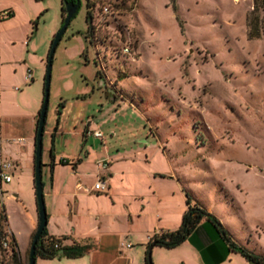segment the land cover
I'll list each match as a JSON object with an SVG mask.
<instances>
[{
	"label": "rangeland",
	"instance_id": "374dc122",
	"mask_svg": "<svg viewBox=\"0 0 264 264\" xmlns=\"http://www.w3.org/2000/svg\"><path fill=\"white\" fill-rule=\"evenodd\" d=\"M80 1L53 58L43 185L51 182L54 142L48 131L55 130L58 119L65 131H75L87 118L110 119L117 109L116 119L101 128L103 138L67 135L65 146L57 140L58 160L85 157V149L92 150L88 160H105L102 149L112 144L120 145L114 152L145 145L148 159L138 154L130 173L143 175L140 160H155L164 169L173 165L192 204L217 216L240 244L264 252V36L248 35L253 0H93L91 17L86 0ZM1 2L15 12L0 20L6 21L1 42L5 59L27 55L28 49L35 54L28 92L41 107L48 53L66 10L62 17V0ZM103 6L112 11L97 13ZM7 70L12 88L22 70L18 67L16 76L13 67L7 65ZM7 94L13 100V93ZM4 102V112L10 113L9 101ZM92 166L90 161L84 171L92 172ZM69 172L57 170L67 180ZM85 178L89 185L94 181ZM12 179L2 183L0 213L4 204L5 228L19 231L24 243L34 185L31 169L22 162ZM158 248L156 254L151 251L153 264L155 259L156 264H205L196 247L197 259L182 245ZM10 255V249L1 250L0 264H11ZM232 256L226 264H250L238 252ZM21 262L29 264L28 256Z\"/></svg>",
	"mask_w": 264,
	"mask_h": 264
},
{
	"label": "crops",
	"instance_id": "0c3cea01",
	"mask_svg": "<svg viewBox=\"0 0 264 264\" xmlns=\"http://www.w3.org/2000/svg\"><path fill=\"white\" fill-rule=\"evenodd\" d=\"M4 9L11 12V15L6 17H14V10L0 0V10ZM5 23L6 21L3 24L0 22V162L5 159L13 162L14 165L9 170L11 174L15 173L17 167L22 166L24 162V165H28L31 169L34 180L35 135L41 107L40 100L29 95L28 86H30V80H34V76L32 73V77L27 78V73L32 72L31 66L34 64L35 54L28 49L27 55L22 53L16 59L6 61L1 48L4 38L2 26ZM23 42L24 44L28 42L26 37ZM7 65L10 69L13 67L15 76L18 67L22 70L19 78L14 77L13 82L17 84L12 88L7 83ZM4 80H6L5 83ZM8 91L13 93L11 101L8 100ZM4 101H9L8 105L12 109L10 113L4 112L6 111L3 109ZM131 107L134 108V105ZM60 112L62 113L61 110ZM115 112L117 113V109ZM115 112L110 119L87 118L86 123L83 122L84 127L76 125L75 131H65L61 128L59 118L55 130L48 131L53 135L54 143L51 149L53 153L51 182L48 187L44 185L48 215L47 229L50 235L64 238L62 243L64 246L76 243L85 246L86 250L79 257L37 256L36 264H146L148 258L146 246L149 239L155 233L174 230L180 226L183 214L188 207L187 196H185L187 190L173 165L164 169L159 167L161 165H157L155 160H140L145 164L143 175L137 177L130 173V166L138 161L135 160L138 154L141 153L140 155L148 159L146 153L148 149L145 145L129 149L117 147L116 152L111 149L120 146L119 144L103 148L102 152L106 156L103 159L109 164L104 169L98 165L101 160H88L92 155L91 149H85V157L58 160L55 154L57 140L60 141V146H65L67 135L78 138L82 136L86 139L92 134L91 129H101L116 119L118 114L115 116ZM125 113L121 112L123 116ZM111 134L114 135L115 131L112 130ZM103 136L97 138L101 139ZM25 157L27 159L24 160ZM90 161L93 163L92 172H85L84 167ZM95 161H98L97 164ZM59 168L70 171L68 180L57 174ZM100 175L109 178V189L107 191L91 190V186ZM89 176L94 178L90 185L85 178ZM12 180L11 178L8 182ZM3 182L5 181H2L0 177V194H2ZM161 183H166L165 185L170 188L163 189ZM32 188L26 209L29 225L24 243L20 242L19 231L9 229L10 234L15 237L23 261L28 256L31 238L38 224L35 184ZM16 196L19 197V195ZM3 207H5L4 204ZM181 245L185 246L186 250L192 251L191 254L197 259L198 254L193 248L196 247L205 264H226L231 262L232 255L235 253L221 240L212 225L205 219H202L199 226L178 246ZM158 247L160 246H154V251L152 248L154 254L158 253L159 250H155L159 249ZM237 261L240 264H247V261Z\"/></svg>",
	"mask_w": 264,
	"mask_h": 264
},
{
	"label": "trees",
	"instance_id": "16d2710c",
	"mask_svg": "<svg viewBox=\"0 0 264 264\" xmlns=\"http://www.w3.org/2000/svg\"><path fill=\"white\" fill-rule=\"evenodd\" d=\"M77 3L78 8L72 19L78 13L81 7L80 0H73ZM87 2V17H91L90 7L94 5L93 0H86ZM65 5L62 0V17L63 12L65 11ZM11 13L8 15L10 16ZM63 19V18H62ZM71 19V20H72ZM63 24V20L61 25ZM247 28L248 35L250 38H261L264 36V0H253L252 9L247 15ZM101 72L98 70L97 74ZM116 100V99H113ZM39 118V116H38ZM51 156L53 157V153L51 152ZM187 195V210L184 212L182 221L180 226L174 230H163L159 233H155L147 243V257L149 256L150 251L154 246H161L166 248H174L180 245L188 235L199 226V223L202 219L208 221L218 236L224 240V242L228 245L229 249L234 252L240 253L247 260L254 259L259 262V264H264V254H257L247 247L240 244L237 240H235L231 234L228 232L227 228L221 223L220 219L215 216L213 213H210L206 208L199 207L198 204L191 203V197L188 191H186ZM6 210L3 207V210L0 215V251H7V248H4L2 245V241L4 237H11V255L10 262L11 264H21L22 259L18 249V244L15 240V237L10 234L8 229L4 226V221L6 220ZM34 234L31 238V244L33 241ZM64 238L56 237L54 235H50L47 229V226L43 230L40 235L37 243H36V253L35 258L37 256L52 258L55 256H67V257H79L82 256L86 250V247L80 244H73L70 246H64L63 243ZM28 251V259H29ZM146 264H153L152 260L149 262V258H147Z\"/></svg>",
	"mask_w": 264,
	"mask_h": 264
},
{
	"label": "water",
	"instance_id": "95a60500",
	"mask_svg": "<svg viewBox=\"0 0 264 264\" xmlns=\"http://www.w3.org/2000/svg\"><path fill=\"white\" fill-rule=\"evenodd\" d=\"M65 9H66V16L63 19V24L61 25L60 29L55 34L50 50L47 57V64H46V72L44 78V95H43V102L39 111V118L37 122L36 128V135H35V166H34V184H35V195L38 207V224L36 231L34 233L33 241L30 246L29 252V264H36V243L42 234L43 230L47 226L48 222V215L46 210L45 198H44V185L42 181V148H43V134L46 122V115L48 110V103H49V94H50V83H51V73H52V64L53 58L56 51V48L62 39L63 34L65 33L73 15L77 11L78 5L73 0H63ZM85 38V52L88 51V43ZM152 251V250H151ZM151 251L149 253V262H151ZM250 264H259L258 261L254 259L249 260Z\"/></svg>",
	"mask_w": 264,
	"mask_h": 264
},
{
	"label": "built area",
	"instance_id": "2783aa9c",
	"mask_svg": "<svg viewBox=\"0 0 264 264\" xmlns=\"http://www.w3.org/2000/svg\"><path fill=\"white\" fill-rule=\"evenodd\" d=\"M97 11H99V13H102L103 15H106V14L110 13L112 10L110 9L109 6H103L99 10L97 9ZM10 13L11 12L8 9L0 10V20L4 17L8 16ZM123 50H124V52H129L128 47H125ZM31 77H32V72L28 71L27 78H31ZM92 134L96 137H102L103 136V132L101 129L92 130ZM13 165H14L13 162L11 160H7V159L2 160L0 162V177H1L2 181L8 182L11 180L12 174L9 172V170L13 167ZM98 165H99V167L104 169V168H107L109 164L106 160H101L98 162ZM109 186H110L109 178L107 176L100 175V176H98V178L95 180V182L91 186V190H93V191H107L109 189ZM2 245L4 248L11 250L10 236L4 237V239L2 241Z\"/></svg>",
	"mask_w": 264,
	"mask_h": 264
},
{
	"label": "flooded vegetation",
	"instance_id": "af4514ba",
	"mask_svg": "<svg viewBox=\"0 0 264 264\" xmlns=\"http://www.w3.org/2000/svg\"><path fill=\"white\" fill-rule=\"evenodd\" d=\"M97 13H99V11H96ZM89 31H92V25L89 28Z\"/></svg>",
	"mask_w": 264,
	"mask_h": 264
}]
</instances>
